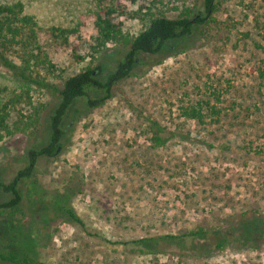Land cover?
Listing matches in <instances>:
<instances>
[{
	"label": "rangeland",
	"instance_id": "rangeland-1",
	"mask_svg": "<svg viewBox=\"0 0 264 264\" xmlns=\"http://www.w3.org/2000/svg\"><path fill=\"white\" fill-rule=\"evenodd\" d=\"M22 1L41 26L40 42L57 68L35 67L24 78L20 47L5 53L18 71L0 61V104L28 92L33 105L43 108L39 125L25 132L16 123L33 108L18 105L10 132H0L4 183L29 165L31 150L50 141L57 89L87 67L106 81L128 53L122 44L96 51L97 0ZM205 1L162 0L156 9L170 18L180 14L177 6L205 15ZM215 4L211 19L196 25L189 38L159 55L138 56L132 74L112 87L104 104L90 103L106 95L100 90L68 113L60 150L38 158L11 216L22 245L32 244L41 264H264V240L258 249L217 250L212 237L224 221L264 220V0ZM121 21L131 35L143 28L139 19ZM79 23L80 36L67 45L49 33ZM199 103L204 123L182 115ZM51 197L67 203L82 225L56 214ZM11 199L0 194V203ZM201 229L206 236L193 234Z\"/></svg>",
	"mask_w": 264,
	"mask_h": 264
},
{
	"label": "trees",
	"instance_id": "trees-1",
	"mask_svg": "<svg viewBox=\"0 0 264 264\" xmlns=\"http://www.w3.org/2000/svg\"><path fill=\"white\" fill-rule=\"evenodd\" d=\"M146 1L97 0L93 11L96 51L100 53L108 49L110 45L122 44L128 50V53L116 72L106 81L99 80L96 77V71L87 67L78 74L69 77L64 82L63 87L57 89L58 104L50 118V141L45 147L39 150H31L28 153L29 165L21 170L12 182H0V194L12 196L11 200L0 203V264H41L34 252L35 248L32 247V242L30 241V247L22 245L20 240L21 231L19 227L12 224L16 220H13L11 216L15 217V213L20 209L23 201L20 186L33 177L38 158L51 157L59 151L58 144L63 136V122L75 103L82 98H88L92 92L102 90L106 95L96 101L90 100V103L97 107L104 104L111 97L112 87L132 74L138 56L159 55L168 51L173 42L189 38L194 27L208 22L211 19L209 16H212L217 10L216 0L205 1V15H195L194 11L188 9L181 11L180 7L177 6L174 10L180 12V14L176 18H170L164 12L156 9L157 5H163L162 0L152 1L150 6L142 5L137 10L130 9L131 5L134 6L138 2ZM121 17H129L132 20L139 19L143 24L141 32L137 35H131L126 31ZM41 30L42 28L35 16L27 13L26 5L22 0L0 2V61L5 66L18 71L19 68L5 56V53L9 49L20 47L23 52L21 59L24 71L21 75L24 78H26L27 73H32V68L35 67L49 72L56 71L57 67L52 63L47 51L40 42ZM49 33L52 38L58 40L62 45H67L71 39L80 36L81 23L70 28L52 27L49 29ZM31 80L38 85H43L42 81L32 78ZM24 102L33 108V113L31 115L21 113V119L16 123V129L26 132L39 125L43 108L41 105L34 106L30 94L24 92L0 104V132H10L9 118L11 112L15 111L17 106ZM182 115L199 123H204L206 119L201 103L185 107ZM0 140H2L1 133ZM154 140L159 143L162 141V137L158 135ZM46 199H43V201L45 202ZM50 202L56 214L63 213L72 221L82 225L78 215L67 203L64 204L55 197H51ZM44 208H42L45 212L43 216L46 221L50 218V212L47 206ZM193 234L207 235L203 229ZM212 237L215 239L217 250L229 246L240 249L247 247L258 249L261 246L259 242L264 240V220L253 216L249 219L242 217L238 221H224L220 227L215 228ZM146 243H148L147 240ZM147 246L148 244H146Z\"/></svg>",
	"mask_w": 264,
	"mask_h": 264
},
{
	"label": "flooded vegetation",
	"instance_id": "flooded-vegetation-1",
	"mask_svg": "<svg viewBox=\"0 0 264 264\" xmlns=\"http://www.w3.org/2000/svg\"><path fill=\"white\" fill-rule=\"evenodd\" d=\"M59 150H60V148H59Z\"/></svg>",
	"mask_w": 264,
	"mask_h": 264
}]
</instances>
